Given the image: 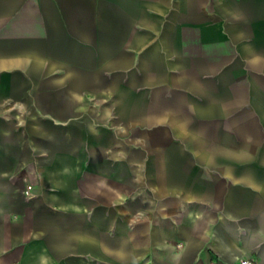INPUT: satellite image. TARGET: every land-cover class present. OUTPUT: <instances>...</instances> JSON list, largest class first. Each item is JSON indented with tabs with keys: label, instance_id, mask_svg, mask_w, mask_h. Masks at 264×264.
I'll list each match as a JSON object with an SVG mask.
<instances>
[{
	"label": "crops",
	"instance_id": "0c3cea01",
	"mask_svg": "<svg viewBox=\"0 0 264 264\" xmlns=\"http://www.w3.org/2000/svg\"><path fill=\"white\" fill-rule=\"evenodd\" d=\"M245 256L264 264V0H0V264Z\"/></svg>",
	"mask_w": 264,
	"mask_h": 264
},
{
	"label": "rangeland",
	"instance_id": "374dc122",
	"mask_svg": "<svg viewBox=\"0 0 264 264\" xmlns=\"http://www.w3.org/2000/svg\"><path fill=\"white\" fill-rule=\"evenodd\" d=\"M56 131L61 133V129L60 130L58 129ZM80 137L83 138V135H80ZM118 138L122 139V138H125V136H123V137L122 136H118ZM88 139L89 138L87 137L86 142L89 141ZM59 148H60V150H63V151L70 150L71 152H73L72 154H68L69 156H65L64 157V158H66V159H68V160H70L72 162H74L75 159L84 158V156H85V154L82 151H77V150L74 151V147L73 146L67 147L65 144H61L59 146ZM78 175H79V173L76 174V176L75 175H71V178H70L71 183L79 182V176ZM28 193H29V191H28Z\"/></svg>",
	"mask_w": 264,
	"mask_h": 264
},
{
	"label": "built area",
	"instance_id": "2783aa9c",
	"mask_svg": "<svg viewBox=\"0 0 264 264\" xmlns=\"http://www.w3.org/2000/svg\"><path fill=\"white\" fill-rule=\"evenodd\" d=\"M237 264H259L253 256H245L239 259Z\"/></svg>",
	"mask_w": 264,
	"mask_h": 264
}]
</instances>
